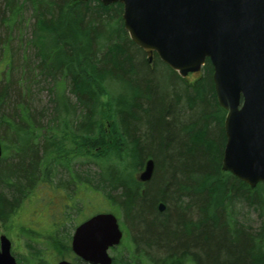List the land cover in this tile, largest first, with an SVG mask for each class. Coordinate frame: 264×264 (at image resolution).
Segmentation results:
<instances>
[{"label": "trees", "instance_id": "1", "mask_svg": "<svg viewBox=\"0 0 264 264\" xmlns=\"http://www.w3.org/2000/svg\"><path fill=\"white\" fill-rule=\"evenodd\" d=\"M121 14L97 0H0V139L12 156L0 163V222L77 154L98 170L73 171L71 182L106 194L131 232L112 264H264V185L251 190L221 170L225 111L210 61L186 87L156 55L148 63ZM148 159L152 176L141 183ZM240 204L256 213V229L239 221ZM57 233L48 246L63 257L69 235ZM41 248L36 264H46Z\"/></svg>", "mask_w": 264, "mask_h": 264}, {"label": "water", "instance_id": "2", "mask_svg": "<svg viewBox=\"0 0 264 264\" xmlns=\"http://www.w3.org/2000/svg\"><path fill=\"white\" fill-rule=\"evenodd\" d=\"M98 1L122 4L124 29L148 62L156 54L185 78L210 61L216 102L226 112L221 169L250 189L264 185V0ZM153 166L145 161L140 182L150 180ZM121 238L116 217L100 213L75 229L71 249L87 264H112L108 249ZM10 248L1 235L0 264H17Z\"/></svg>", "mask_w": 264, "mask_h": 264}, {"label": "rangeland", "instance_id": "3", "mask_svg": "<svg viewBox=\"0 0 264 264\" xmlns=\"http://www.w3.org/2000/svg\"><path fill=\"white\" fill-rule=\"evenodd\" d=\"M92 5H96V2L92 3ZM29 14V10L24 12L26 17H29ZM11 43V49L16 59L15 67H18V55L21 56L22 54L21 51L17 49L19 41L12 40ZM8 56L10 57V50ZM4 65L5 63L1 66ZM197 77L198 75L189 76V82L181 78L179 79L188 87L194 84L192 81ZM46 96L47 94H45V92L38 94L33 106H38V109L40 107H45L47 101ZM105 99L104 97V100ZM1 142L3 147L4 142ZM65 148L66 150L69 149L67 146ZM68 157V159L72 160L70 169L56 167L55 170L52 171L53 175H51L48 182L36 185V187L31 190L28 197L21 201L15 214L11 216V219L7 220V224H2L0 222V236L5 235L10 240L12 244L11 253L13 252L14 257L19 260L18 262H20V264H36L37 261L34 260L33 255H36L35 250L41 247L43 248V246L48 248V255L45 256L44 254L43 257L46 260L45 263L56 264L61 257L60 255L58 256L55 250L51 249L48 244L60 239L58 237H60L61 234H58L57 231L61 232L62 230V234L72 235L73 229L79 223L97 213L110 212L114 214L120 229L123 231V240L118 247L109 250V255L113 258L120 259L128 252L126 246L128 239L131 237V232L123 213L115 210L114 206L110 204L106 194H100L99 191L90 189L89 186H84V184L80 182H71L70 178L73 171L78 173L80 177H84L86 173L92 175L97 172V167L84 156L77 157V154H74ZM11 158L10 152L7 153L2 149L0 163L4 160L6 162H11ZM141 170L136 173V177L139 176ZM236 212L240 222L250 224L254 229L258 227L256 213L251 211L249 207L240 204L236 207ZM39 244H41V247Z\"/></svg>", "mask_w": 264, "mask_h": 264}, {"label": "flooded vegetation", "instance_id": "4", "mask_svg": "<svg viewBox=\"0 0 264 264\" xmlns=\"http://www.w3.org/2000/svg\"><path fill=\"white\" fill-rule=\"evenodd\" d=\"M194 75H198V76H199V74H189V75L186 77L187 81L189 82V80H188V77H189V76H194ZM197 79H199V78L197 77V78H196L195 80H193L192 82H195ZM61 232H62V230H61ZM72 237H73V232H72V235H69L67 255H66V256H63L60 260H67V261H69V262H71V263H73V264H87V263H85L82 259L78 258V257L73 253V251H72V249H71Z\"/></svg>", "mask_w": 264, "mask_h": 264}]
</instances>
